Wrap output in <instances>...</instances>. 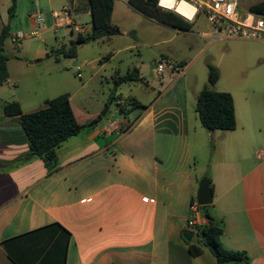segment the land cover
<instances>
[{
    "label": "crops",
    "instance_id": "crops-1",
    "mask_svg": "<svg viewBox=\"0 0 264 264\" xmlns=\"http://www.w3.org/2000/svg\"><path fill=\"white\" fill-rule=\"evenodd\" d=\"M50 4L56 8L51 12L68 8L70 20L56 25L50 14L49 28L67 27L73 40L91 31L92 22L85 21L83 26L78 20L81 15L91 18L89 0ZM129 4L150 21L175 31L169 39L181 32L193 33V24L173 27ZM35 13L30 15L34 28ZM14 15L15 10L9 19ZM7 23L0 11V33ZM8 25L11 39L16 30ZM82 44H76L77 49ZM3 45L9 54V76L0 84V264H215L207 248L192 256L182 236L187 229L193 232L191 240H197L196 229L187 220L199 181L205 177L213 198L206 210L223 221L222 245L244 250L247 264H264L262 89L260 97L244 84L236 90L215 85L216 90L232 94L236 126L207 130V135L218 142L226 131L233 146L220 139L218 148L214 147L216 155L198 166V147L190 139V93L184 75L173 78L178 69L174 64L166 66V55L157 62L164 71L158 82L147 77V67L143 70L136 63L141 82L152 91L148 101L139 102L133 96L141 105L125 112L122 99L112 91L111 98L118 97L115 111L120 109L123 116L115 117L114 111L113 119H106L105 113L63 141L56 149L55 169L49 171L41 157L30 154L19 116L4 111L5 104L15 100L23 112H30L43 107L46 99L23 101L17 87L8 88L20 84L11 66L18 64L20 70L25 61L17 56L18 44L9 49ZM24 54L30 57L29 63L40 60L38 53ZM10 61L15 62L10 65ZM124 82L128 81L119 84ZM199 90L191 91L195 100ZM133 107L137 109L130 119L127 113ZM97 115L94 111L82 120L76 118L85 123ZM200 214L199 225L207 220L202 208Z\"/></svg>",
    "mask_w": 264,
    "mask_h": 264
},
{
    "label": "rangeland",
    "instance_id": "rangeland-1",
    "mask_svg": "<svg viewBox=\"0 0 264 264\" xmlns=\"http://www.w3.org/2000/svg\"><path fill=\"white\" fill-rule=\"evenodd\" d=\"M50 1L53 0H16L15 15L11 19L8 15L11 0L0 2V11L11 28L25 34L24 38L16 42L19 45L16 48L17 56L25 61L22 63V69L19 70L18 64L11 66V71L19 77L20 84L8 87H17L23 101L67 94L79 120L94 111L98 114L105 111V118L113 119L111 114L115 111L118 97L111 98L112 91L122 99L125 112L132 108L133 96L139 102H144L148 101L152 93L138 80L117 84V76L124 75L128 70L132 71L138 63L143 70L148 68V78L156 77L154 82H158L164 71L157 67V62L162 61L166 55V66L171 68L174 64L178 69L173 78L180 74L187 80L190 93V139L191 143L198 147L199 154L196 164L199 166L207 161L210 155H216L214 147L216 144L218 148L220 139L224 138L227 145L233 146L232 142L229 143L230 136L225 135L226 131L218 142H215V138L210 139L207 129L200 124L194 110L195 99L191 96V91L199 90L207 84L208 63L218 69L219 79L215 85L220 89L229 87L236 90L239 85L244 84L245 87H252L256 96L261 97L260 89L264 91V40L223 38L215 39L207 45L212 39L201 31H207L209 34L212 32V26L202 13L192 23L193 33L181 32L169 39L175 31L150 21L147 16L132 9L127 0H115L111 21L119 26L120 32L86 42L77 49L75 56L70 57L61 51L73 44L69 28H49L51 10L56 9L52 8ZM254 1L256 0H239L238 11L241 14H249L248 5ZM38 11H41L44 17L43 28L33 32L35 28L30 25V15ZM78 20L83 26L85 21L91 22L88 15H81ZM12 44L10 38L5 40L7 49ZM25 51L28 54L38 53L40 60L29 63L31 59L24 54ZM46 51L57 53L48 58L44 56ZM7 55L9 56L8 53ZM14 62L10 61V65ZM77 66H80L79 71ZM262 106L264 110V103ZM136 109L133 107L131 112L127 113L130 119ZM122 113L123 111L118 109L113 114L115 117H122ZM197 170L201 171L199 167ZM202 170L205 168L202 167Z\"/></svg>",
    "mask_w": 264,
    "mask_h": 264
},
{
    "label": "trees",
    "instance_id": "trees-1",
    "mask_svg": "<svg viewBox=\"0 0 264 264\" xmlns=\"http://www.w3.org/2000/svg\"><path fill=\"white\" fill-rule=\"evenodd\" d=\"M128 1L149 17L155 18L164 24L179 28H188L192 24L175 12L161 8L157 5L156 0ZM89 3L92 22L91 31L87 34H78L70 47L61 49L65 56H75L76 44L78 43H86L101 37H110L120 32L119 26L111 21L114 0H89ZM248 9L257 14H264V0L249 4ZM14 10L15 1L13 0L8 8L9 17L14 14ZM8 37L9 25L7 23L0 33V84L6 82L9 76L7 69L8 55L3 45ZM50 52L46 55L52 56L55 54L52 51ZM207 68V84L198 91L195 100V111L200 123L208 131L234 129L236 118L232 94L228 91L215 89L214 86L219 79L218 69L211 64H207ZM129 80H143L136 67L132 71L128 70L124 75L117 76L116 82L119 84ZM131 99L132 106L141 105L136 98ZM4 111L6 114L19 116L28 138L30 154L41 157L49 171L55 169L58 146L69 137L76 135L86 125L96 123L101 118L98 114L85 123L79 122L67 94L48 98L45 100L43 107L30 112H23L19 103L14 100L5 104ZM206 207L207 205L201 206L207 220L197 226L195 231L197 240L185 241L189 253L192 256H197L202 253L203 248H207L215 256V264H247L249 256L244 250H231L222 245L223 221L213 217L206 210Z\"/></svg>",
    "mask_w": 264,
    "mask_h": 264
},
{
    "label": "built area",
    "instance_id": "built-area-1",
    "mask_svg": "<svg viewBox=\"0 0 264 264\" xmlns=\"http://www.w3.org/2000/svg\"><path fill=\"white\" fill-rule=\"evenodd\" d=\"M175 2L184 1L185 5L180 11L173 8L169 9L182 18L192 22L199 14H203L208 23L212 26V32L206 34L212 40L223 38H240L264 40V14H257L249 10V14H241L238 11L239 0H174ZM260 1V0H256ZM254 1V2H256ZM170 0H156L158 6L168 9L166 4ZM51 16L56 25H60L63 21L70 20V12L68 8L63 7L58 11H52ZM44 17L41 11L35 13V30L43 28ZM73 29L77 30V26ZM23 32H16L11 36V41L16 44L18 40L24 38ZM159 68L163 67L160 63ZM77 71L80 66L76 67ZM80 75V73H78ZM201 206L197 200H193L189 205L191 213L187 220V225L192 228L199 226Z\"/></svg>",
    "mask_w": 264,
    "mask_h": 264
},
{
    "label": "water",
    "instance_id": "water-1",
    "mask_svg": "<svg viewBox=\"0 0 264 264\" xmlns=\"http://www.w3.org/2000/svg\"><path fill=\"white\" fill-rule=\"evenodd\" d=\"M105 113V111H102L99 114L100 116H104ZM196 200L200 206H205L212 203V188L210 186L209 178L205 177L200 179L196 192ZM182 236L186 241H191L193 232L185 229L182 231Z\"/></svg>",
    "mask_w": 264,
    "mask_h": 264
},
{
    "label": "bare ground",
    "instance_id": "bare-ground-1",
    "mask_svg": "<svg viewBox=\"0 0 264 264\" xmlns=\"http://www.w3.org/2000/svg\"><path fill=\"white\" fill-rule=\"evenodd\" d=\"M185 5L184 1H179V2H175L174 0H170V2L168 4H166V6L168 7V9H175L177 11H180L183 6Z\"/></svg>",
    "mask_w": 264,
    "mask_h": 264
}]
</instances>
